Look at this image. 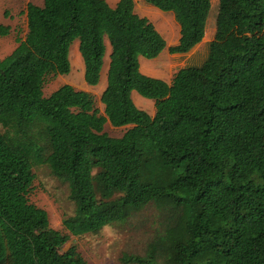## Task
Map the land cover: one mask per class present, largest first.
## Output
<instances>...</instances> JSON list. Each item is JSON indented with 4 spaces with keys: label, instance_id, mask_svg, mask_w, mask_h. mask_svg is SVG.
Here are the masks:
<instances>
[{
    "label": "trees",
    "instance_id": "1",
    "mask_svg": "<svg viewBox=\"0 0 264 264\" xmlns=\"http://www.w3.org/2000/svg\"><path fill=\"white\" fill-rule=\"evenodd\" d=\"M174 15L188 54L206 35L211 0H144ZM25 39L0 60V264H88L70 235L121 224L149 205L163 231L125 264H264V207L255 174L264 172V0H219L216 33L199 66L171 83L143 74L167 42L135 12L134 0H43L28 4ZM10 29L0 25V36ZM79 40L85 81L97 86L111 46L104 114L93 95L49 76L71 71ZM155 102L140 109L132 93ZM249 104H245L244 97ZM130 128L119 138L105 131ZM69 185L75 205L63 226L30 203L36 166Z\"/></svg>",
    "mask_w": 264,
    "mask_h": 264
},
{
    "label": "rangeland",
    "instance_id": "2",
    "mask_svg": "<svg viewBox=\"0 0 264 264\" xmlns=\"http://www.w3.org/2000/svg\"><path fill=\"white\" fill-rule=\"evenodd\" d=\"M106 1L110 6L115 7L120 0ZM30 3L42 6L43 0H0V25L10 29L7 36H0V60L14 51L18 46L19 38L25 39L28 31L27 6ZM134 3L135 12L148 18L165 40L176 41L175 39L178 38L180 33V27L172 13L163 12L147 4L144 0H134ZM211 3L212 8L206 28L207 34L201 44L187 55H173L166 50L157 59H143L144 64L141 71L151 77L165 79L171 83L180 69L187 66L201 65L207 58L209 44L214 40L216 31L219 0H211ZM106 45L111 50L108 40H106ZM108 56V54L105 55V62H108ZM69 59L71 63L70 73L49 76L44 88L45 96H50L61 86L68 84L76 90L89 88V92L94 97L95 107L101 114H104L101 95L106 85V74L104 71L102 72L101 80L97 86H90L86 83L84 61L79 51V40L72 43ZM137 96L142 99L140 101V99H137L138 97L135 98L134 103L137 107L154 116L155 102L142 97L138 93ZM244 100L245 104H249L246 96ZM129 128L130 126L115 128L109 122L105 125V131L115 138L121 137ZM3 132L4 129L0 125V133ZM34 173L36 177L29 193L30 203L47 211L51 228L68 234L63 222L67 217L72 216L75 211V205L69 199L68 183L55 177L47 164L36 166ZM164 224V213L154 205H149L132 214L124 223L106 226L97 233L79 237L70 235V240L62 251L70 247H76L88 264H125L122 262V257L125 254L144 255L146 253L149 244L162 233Z\"/></svg>",
    "mask_w": 264,
    "mask_h": 264
},
{
    "label": "crops",
    "instance_id": "3",
    "mask_svg": "<svg viewBox=\"0 0 264 264\" xmlns=\"http://www.w3.org/2000/svg\"><path fill=\"white\" fill-rule=\"evenodd\" d=\"M209 21V20H208ZM177 23V22H176ZM178 24V23H177ZM208 24V23H207ZM207 30V29H206ZM215 33H216V31H215ZM207 34V33H206ZM205 37H206V35H205ZM215 37V36H214ZM179 38H180V33H179V36H178V38H176L175 40L176 41H168L167 39V41L166 42H168L167 43V48L161 53V54H163L166 50H168L169 51V47H172V46H175V45H177L178 43H179ZM174 39V38H173ZM205 39V38H204ZM203 42V41H202ZM201 42V43H202ZM200 43V44H201ZM199 45V44H198ZM197 45V46H198ZM196 46V47H197ZM109 46H107L106 45V54L105 55H109L108 56V62H105L104 61V64H103V68H102V72L104 71V73L106 74V76H107V74H108V70H109V65H110V54H111V50L108 48ZM195 49V48H194ZM193 49V50H194ZM173 55H178L179 56V54H173ZM183 55H187V54H183ZM161 56V55H160ZM181 56V55H180ZM158 58V57H157ZM156 58V59H157ZM143 59H146V58H143V57H140V69H142V67H143V64H144V60ZM153 60V59H152ZM102 72H101V77H102ZM142 72V71H141ZM143 73V72H142ZM143 74H145V75H147V76H150V75H148L147 73H143ZM161 79V78H160ZM100 80H101V78H100ZM163 80H165V79H163ZM165 81H167V80H165ZM169 83V82H168ZM106 87H107V77H106V85L104 86V90L106 89ZM89 88H87L86 90H84V91H88L89 92V90H88ZM103 90V91H104ZM103 91H102V93H103ZM136 97H138L137 96V92H133L132 93V99H133V101H135V98ZM137 99H140L139 97L137 98ZM140 101H142V99H140ZM140 104L142 103V102H139ZM255 180H256V186H257V198H258V204H260L261 206H263L264 207V172H258V173H256L255 174Z\"/></svg>",
    "mask_w": 264,
    "mask_h": 264
}]
</instances>
